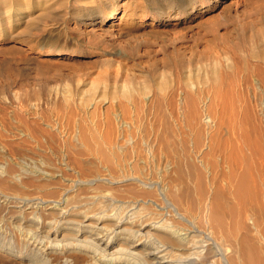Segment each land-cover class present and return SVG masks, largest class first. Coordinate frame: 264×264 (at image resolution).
I'll return each instance as SVG.
<instances>
[{"label": "rangeland", "instance_id": "rangeland-1", "mask_svg": "<svg viewBox=\"0 0 264 264\" xmlns=\"http://www.w3.org/2000/svg\"><path fill=\"white\" fill-rule=\"evenodd\" d=\"M238 144L264 148V0H0V264L62 263L29 239L52 221L49 204L82 207L97 192L126 201V188L157 192L167 175L203 209L208 174L226 185L222 156ZM139 175L146 185L127 181ZM228 185V209L208 211L229 236L225 255L249 238L264 253V204ZM78 250L66 251L72 264L91 259Z\"/></svg>", "mask_w": 264, "mask_h": 264}, {"label": "bare ground", "instance_id": "bare-ground-1", "mask_svg": "<svg viewBox=\"0 0 264 264\" xmlns=\"http://www.w3.org/2000/svg\"><path fill=\"white\" fill-rule=\"evenodd\" d=\"M236 139H237V137H236ZM242 141L243 140H241V142ZM255 146H257V145H255ZM258 146L257 147H254V145L248 146V148L245 147V148H247V150H245L243 144H242V146H240L238 144V147H240V148L239 149L237 148L238 151H236L235 155L233 153H232L233 156L228 154V153L223 154L224 156H222V157H224V158L222 159L221 163H223L224 165L226 164V166H228V168L230 169L229 171H231V173L228 177L226 176V174L224 175V173H225L224 172L223 173V179L225 181H226V178L229 180L226 181L227 183H226V185H224L223 183H221L219 181V179H218L219 176H217L216 174H213L215 172H213V173L210 172L208 174L210 176L209 178H210V182H211V187L213 189V193L215 192L214 194H216V196L213 194L212 197H214V198L211 197L213 200H210L209 205L206 204V206L203 209H201L199 206H194L192 204H188V202H186V200H185L184 195L180 191H177L176 188H175V191L173 190L171 184L169 183V179L166 180L167 175H165V176H162L165 179H163L161 181L162 185H161L160 189L156 187L157 192H153V191L144 189L145 187L144 188L138 187L139 189H136V190L133 187L126 188V190H127L126 194H127V198H128V199L126 198L127 199L126 201L124 199H120V198L117 199V197L109 195L110 193L108 194L110 197H108V195L106 193L103 194L102 192L101 193L97 192V194L95 193L96 195L91 194L92 196H88V197H86V195L85 196L83 195L85 198H84V202L83 201L82 202L84 204L90 205L89 208L82 209L85 206V205H83V203H82V207L77 206V208H75L72 206V208L68 207L67 209L66 208H64V209L56 208L57 206H54V204L53 205L49 204L47 206L44 204L47 207V209H50V211L48 210L49 212H47V213L50 214V217L53 216L52 217L53 219L51 218L52 221L49 223L44 222L43 220H42V222L41 221L37 222L38 224H36L35 228L34 227H33V229L30 228L31 230L28 228L29 232L26 231V236H27V232H28V234H30L29 235V239L31 240L30 242L32 245L36 244L35 247H37V244H40V243H45V244L47 243L46 245L50 244V246L53 245L52 249L55 250V252H58L59 254H61V261L63 264H72L71 263V261H72L71 257L68 255L69 252H66V251H67V249H71L73 247L78 248L80 251H84L87 254L88 253L92 254V256L90 255V258H91L90 260L89 259L87 260V258H85L87 261L86 260L83 261L82 259L80 260L77 256L79 261L80 262L82 261V263H80V264H192V263L194 264L196 262L199 264H207L208 258H211V257L215 259L216 264H247L249 262V260L251 259L250 253L254 254L253 257H255V253H256L257 257L255 258V262H254L255 264H264V253L262 251H260V247L255 245L254 242L252 241V239L251 240H250V238L248 239L249 236H246L248 240H245L242 242L241 249H240V247H239V250L237 248H235L234 249L235 254L231 255L230 257L229 256L227 257L225 255V252H224L225 250L223 249V246L226 243L227 239H229L228 238L229 236L227 233L225 234L222 230H218L220 228H215L214 221H213L214 216L212 214L208 213V211L210 209H215V211L218 210L219 212H221V211L224 212L226 209H228L227 199L230 197L225 194V189H227L228 184H230V186H232V188L236 189V191L234 193H232L231 195L236 196V197H234L235 199H237V197H238V201L241 200V202H243V201L247 200L249 198V196H247L248 198L245 199L244 193H246L245 192L246 190L251 188L252 189L251 191L253 192L252 193L253 196L249 199L252 200V198L253 199L255 198L254 199L255 203L257 201H260L259 204L254 203L255 206L261 205L260 203L264 204V148L262 146H261V148ZM237 152H239V154ZM237 154H238V156H237ZM202 164L204 167L208 168L207 163H202ZM224 165L221 164L222 167H224ZM209 166H210V164H209ZM219 166L220 165H218V167ZM12 174H13V172H12ZM42 174L45 175L46 172L45 173L42 172L41 175ZM46 176H48V175H46ZM46 176L43 178H46ZM97 176L93 180H91V182L102 178L100 176H98V177ZM141 176H143V175H141ZM141 176L140 177H138V176L134 177L133 176V178H130L128 176L130 179L129 180L126 179V180L127 181L131 180L130 183H132V184L144 183L146 185V182L148 183L149 180L145 182L144 178H146V177H144V176H146V175L143 176L144 178H142ZM238 176L240 177L239 180H237L238 178H236ZM149 178H147V179H149ZM235 178L238 181L237 183L240 182V184H239L240 188H239L238 184H236ZM104 179H106V178H103V180ZM46 180H49L48 177ZM103 180H99V181H103ZM158 180H160V179H158ZM110 181H111V179H110ZM122 181H123V179H122ZM122 181H119V182H122ZM96 182H98V181H96ZM117 182H118V180H117ZM179 183H180V181H179ZM45 187H47V186H45ZM67 190H69V189H67ZM227 190H226V193L229 192ZM0 191H1V189H0ZM2 191H4V190H2ZM248 191H250V190H248ZM229 193H231V192H229ZM1 194H2V192H1ZM4 194H3V196H4ZM250 194H251V192H250ZM7 196H9V195L7 194ZM69 196L70 195H68L67 197H69ZM73 196H70V197L72 198ZM122 196L124 197V195H122ZM70 197L68 198V201H69V199L71 200ZM231 197H233V196H231ZM10 198H13L12 195ZM14 198H15V196H14ZM17 198L18 197H16L14 200L16 201ZM0 200H1V198H0ZM43 200H41V201L43 202ZM254 200L252 202H254ZM15 201H14V203H15ZM17 201H19V200H17ZM45 201H47V200H44V203H45ZM1 202H2V200H1ZM56 202H58V201H56ZM59 202H61L60 199H59ZM153 202L159 203L160 205H158L157 203L156 204L160 208H155L153 210L152 208L147 206ZM53 203H55V201ZM248 203H249V201H248ZM16 204L18 207V203H16ZM243 204H244V202H243ZM36 205H38V204H36ZM88 205H86V206H88ZM91 205L93 207H91ZM32 206H34V205H32ZM45 206H44V208H45ZM107 206L111 207V211H110V209H109V212H107V210H103L104 208H107ZM133 206H135V208ZM155 207H157V206H155ZM242 207L244 208L245 205ZM246 207H249V205L246 204ZM246 207H245V209H246ZM1 208L5 209L6 207L4 206ZM9 208H11V207H9ZM224 208H225V210H223ZM231 208L233 210L235 209L234 207H231ZM251 208H253V207H251ZM263 208H261V209H263ZM30 209H31V206H30ZM126 209H130L131 211H133L131 214H129V215H131L130 217H126L125 215H123L124 212H126L125 211ZM241 209L238 210V213H239V211H242V212L246 211L245 209L244 210H241ZM18 210L16 213H18ZM233 210H230V211H233ZM234 211H236V209ZM33 212H35V211H33ZM242 212H240V215H238V216H241V215L243 216V214L246 213V212H244V213H242ZM30 213H31V211H30ZM9 214L11 215V213H9ZM40 214H41V212H40ZM14 215H15V213H14ZM19 215L20 214H18V216ZM24 215H25V213H24ZM37 215L38 214H34L35 217ZM43 215H45V213ZM26 216L27 215H25L24 217H26ZM169 216H171V217H169ZM39 217H41V216H39ZM168 217L169 218H172V217L175 218L174 219L175 223H174V220H172V219L171 220L173 222L172 221L168 222L169 221ZM43 218H44V216H43ZM24 219L25 218H23V220ZM27 220H28V218H27ZM240 220H241V218H240ZM37 221H38V219H37ZM240 223H242V222L240 221ZM223 224L224 223H222V225ZM20 225H22V224H20ZM59 237H61V238L59 239ZM61 242H64V243L66 242V244H65L66 246L61 244ZM61 245H63V246H61ZM110 249H113V251L110 252L109 251ZM39 250H41V249H39ZM248 252H249L250 257H249V255H248V257L246 255V254H248ZM8 253L12 254V253H10V251ZM47 253H50V252H47ZM117 253H118V255L116 256L115 254H117ZM38 254H39V252H38ZM40 254H42V253H40ZM14 255L16 256V258L22 257L21 254L17 255V253ZM34 255L35 254H33V256H31V259L27 260V262H29L28 264H39L40 260L43 261L44 263L46 261L48 262L49 260L52 261V259H49L50 257L49 258L47 257L48 255H46V256H44L45 254L43 255L45 259L41 258L43 256H41V257L39 256L41 258V259H39L38 256H37L38 257L37 258ZM242 255H246L247 259L250 258V259H248L247 263H242ZM53 256H54V254H53ZM53 256H51V257H53ZM55 257L57 258V256H55ZM59 257H60V255H59ZM84 257H87V256L85 255ZM84 257H83V259H84ZM253 257H252V259H254ZM78 259H76V261H78ZM55 260H53V261H55ZM57 260H58V258H57ZM59 261H60V259H59ZM250 261L252 262L254 260H250ZM40 263H42V262H40ZM254 263L252 262L251 264H254ZM213 264H215V263H213ZM248 264H250V263H248Z\"/></svg>", "mask_w": 264, "mask_h": 264}]
</instances>
